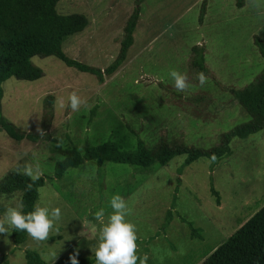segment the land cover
Here are the masks:
<instances>
[{
    "label": "rangeland",
    "instance_id": "rangeland-1",
    "mask_svg": "<svg viewBox=\"0 0 264 264\" xmlns=\"http://www.w3.org/2000/svg\"><path fill=\"white\" fill-rule=\"evenodd\" d=\"M137 0H58L63 16L84 15L89 26L66 39L64 53L71 59L105 70L117 58L124 28ZM145 0L134 32V43L124 66L104 84L96 76L66 66L56 57H34L42 71L37 81L11 78L3 84V115L26 133H42L44 101L54 98L49 133L54 141L17 142L0 132V181L25 165L44 177L37 205L59 207L45 240L30 235L16 247L12 231L0 234V264H27L25 253L36 251L49 264L75 254L94 257L101 223L112 209L109 200L119 194L127 205L126 220L136 228V252L147 253V264H204L206 259L264 207V130L231 142L232 155L212 170L200 158L179 174L186 155L149 171L131 165L89 161L55 179L56 163L63 157L55 144L87 148L115 142L134 151L138 138L153 149L161 140L203 150L221 142L222 135L250 120L230 90H241L264 71V59L254 39L264 41V0ZM205 48L208 74L191 66L192 48ZM170 70L186 74L188 87L178 91ZM75 91L83 103L68 108ZM178 179H181L179 192ZM220 195V205L211 189ZM173 221L166 231V215ZM21 192L0 194V219L9 207L21 205ZM104 209L105 219L94 213ZM183 219L186 222H183ZM187 222L199 230L194 238ZM158 235V236H157ZM7 259H2L3 257ZM139 264V260H137Z\"/></svg>",
    "mask_w": 264,
    "mask_h": 264
},
{
    "label": "trees",
    "instance_id": "trees-1",
    "mask_svg": "<svg viewBox=\"0 0 264 264\" xmlns=\"http://www.w3.org/2000/svg\"><path fill=\"white\" fill-rule=\"evenodd\" d=\"M144 1H136V8L124 28L120 52L114 62L102 70L75 61L63 51L66 39L83 32L89 26V21L84 15H60L57 12L58 0H0V132L4 131L17 142L28 140L38 143L44 139L54 141L49 133L54 117V98L48 96L44 101L43 132H22L3 115V84L11 78L30 82L39 80L43 73L32 63V59L51 56L56 57L68 67L96 76L98 82L104 84L127 62L128 52L134 43V32L140 19L141 4ZM243 6L244 0H238V7ZM206 12L207 0H204L199 17L200 24H203ZM254 43L264 59V41L255 37ZM191 66L204 75L208 74L203 46L192 48ZM230 93L250 116V120L222 135L220 144L212 149L203 150L184 144L171 145L164 140H161L153 149H149L138 138L137 148L134 151H124L115 142L107 141L102 145L87 148L82 154L75 148L65 149L56 143L54 151L60 154L63 160L56 163L54 178L62 179L69 169L78 168L89 161H95L100 169L104 163L112 162L149 171L154 165L167 166L174 158L181 155H186V159L179 169L180 175L186 167L200 158H208L212 162L213 170L220 160L232 155L230 145L233 139H246L264 130V71L255 82L241 90H230ZM45 183L44 177L33 179L24 173L11 172L0 181V194L11 195L21 192L22 211L27 213L37 205L40 188ZM180 183L181 179H178L177 194ZM211 192L216 197L217 204L220 205L219 193L213 187ZM176 200L177 196L174 198L172 209L166 215L163 231H166L173 221ZM183 222L186 221L183 219ZM187 224L192 231V236L202 239L199 230L192 223L187 222ZM28 236L29 234L23 230L13 229L12 231L16 247L26 243ZM25 259L27 264H49L36 251H27ZM76 259L78 264H96L95 256ZM54 264H70V259L63 257ZM204 264H264V207L227 242L217 248Z\"/></svg>",
    "mask_w": 264,
    "mask_h": 264
},
{
    "label": "clouds",
    "instance_id": "clouds-1",
    "mask_svg": "<svg viewBox=\"0 0 264 264\" xmlns=\"http://www.w3.org/2000/svg\"><path fill=\"white\" fill-rule=\"evenodd\" d=\"M169 76L173 80V86L178 91L188 87L186 74L176 70H170ZM199 82H204L203 74L199 76ZM68 108L76 111L83 103L75 91L69 93ZM23 173L33 179L37 178L38 169L31 165H25ZM112 209L106 222L101 223L100 234L95 247L96 264H147V253L138 255L136 228L133 223L126 220L127 205L119 194H114L109 200ZM97 221L105 219L104 209L100 208L94 213ZM61 218L59 207L49 208L47 205H36L30 212H23L22 205L6 209L3 219H0V234H8L10 229L26 231L31 237L45 240L54 222ZM70 264H78L75 254L70 255Z\"/></svg>",
    "mask_w": 264,
    "mask_h": 264
}]
</instances>
